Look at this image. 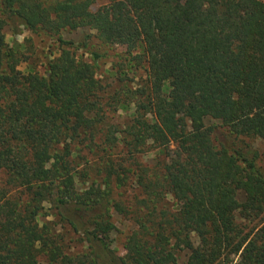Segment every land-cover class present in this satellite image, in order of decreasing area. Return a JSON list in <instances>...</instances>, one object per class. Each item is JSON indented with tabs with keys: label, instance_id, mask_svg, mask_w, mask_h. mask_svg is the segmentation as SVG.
<instances>
[{
	"label": "trees",
	"instance_id": "obj_1",
	"mask_svg": "<svg viewBox=\"0 0 264 264\" xmlns=\"http://www.w3.org/2000/svg\"><path fill=\"white\" fill-rule=\"evenodd\" d=\"M105 1L94 10L95 0H0V264H176L184 246L188 264H264V150L236 145L264 141V0ZM7 26L57 37L44 74L17 67L27 57ZM85 27L145 63L125 127L104 125L102 55L86 61L62 37ZM207 118L226 127L225 141ZM152 146L159 165L136 169L138 228L119 257L108 240L111 209L125 210L112 197L115 175L124 177L114 150ZM91 169L105 173L104 187ZM69 233L82 251H68Z\"/></svg>",
	"mask_w": 264,
	"mask_h": 264
},
{
	"label": "rangeland",
	"instance_id": "obj_2",
	"mask_svg": "<svg viewBox=\"0 0 264 264\" xmlns=\"http://www.w3.org/2000/svg\"><path fill=\"white\" fill-rule=\"evenodd\" d=\"M106 3L105 0H95L93 9L96 10ZM7 41L9 44L20 49L22 55L27 57V60L17 64L21 70L28 68L35 69L39 73L44 74L48 61L60 53V44L57 37L47 36L45 34H36L29 29L22 28L18 35H14L13 28L7 26L5 28ZM65 40L73 41L78 45L76 53L86 61L92 62L93 51L99 52L102 57L97 62L96 76L101 80L104 89L102 93L105 95V100L108 101L106 106V121L104 125L117 124L120 127H125L133 117V113L139 107V95L134 97L132 91L139 90L147 80V72L144 61L138 59L133 60L132 55L128 53L125 45L122 44H107L104 43L97 35L94 29L89 27L79 28L77 30H65L62 33ZM134 52L133 54H136ZM208 125H217L216 132L214 133L215 142L225 141L228 130L218 120L207 118ZM236 145L244 146L250 145L259 151L264 150V141L259 137H240ZM149 149V150H148ZM141 151V153L126 156L124 151L126 149L120 147L115 151L114 158L117 162V170L124 173V177L117 179L115 175L113 181V194L112 197L121 203L120 208L125 209L123 212L115 207L111 209L114 228L109 233V242L115 253L119 257H125L126 249L125 242L127 237L138 228L136 221L133 218L134 203L141 196V189L137 185V167L149 166L156 167L159 165V148L154 146ZM85 150H87L85 148ZM87 159H90V165L93 164L90 154H87ZM85 156V157H86ZM86 160V159H85ZM83 160V164L85 162ZM81 165L82 168L84 165ZM259 166L264 170V159L258 160ZM91 179L97 174L99 181L104 187V175L97 173L95 169L90 170ZM90 183V182H89ZM78 188H82L78 185ZM241 202L245 200V193L241 191L238 195ZM167 206L171 209L182 207L183 203L180 199L176 200L171 197L165 199ZM124 207V208H123ZM53 216L42 218V220L53 219ZM239 222L248 224L249 221L244 220L240 216ZM257 221V220H256ZM249 223L253 226V222ZM58 230L62 231V227L57 226ZM78 235L73 233L67 234V243L72 245L69 252L77 253L84 249L86 243H81L78 240ZM194 243H199V238L193 235ZM190 250L187 247H181L177 254L176 264H188V257ZM38 264H48L44 256L39 258Z\"/></svg>",
	"mask_w": 264,
	"mask_h": 264
}]
</instances>
